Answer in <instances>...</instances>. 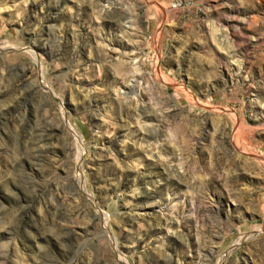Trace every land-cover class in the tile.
Instances as JSON below:
<instances>
[{
  "label": "rangeland",
  "instance_id": "rangeland-1",
  "mask_svg": "<svg viewBox=\"0 0 264 264\" xmlns=\"http://www.w3.org/2000/svg\"><path fill=\"white\" fill-rule=\"evenodd\" d=\"M0 0V264H264V0Z\"/></svg>",
  "mask_w": 264,
  "mask_h": 264
},
{
  "label": "bare ground",
  "instance_id": "bare-ground-1",
  "mask_svg": "<svg viewBox=\"0 0 264 264\" xmlns=\"http://www.w3.org/2000/svg\"><path fill=\"white\" fill-rule=\"evenodd\" d=\"M174 3H175V5H179L180 6L181 1L180 0H174Z\"/></svg>",
  "mask_w": 264,
  "mask_h": 264
},
{
  "label": "built area",
  "instance_id": "built-area-1",
  "mask_svg": "<svg viewBox=\"0 0 264 264\" xmlns=\"http://www.w3.org/2000/svg\"><path fill=\"white\" fill-rule=\"evenodd\" d=\"M172 7H179V5H175L174 0H171Z\"/></svg>",
  "mask_w": 264,
  "mask_h": 264
}]
</instances>
